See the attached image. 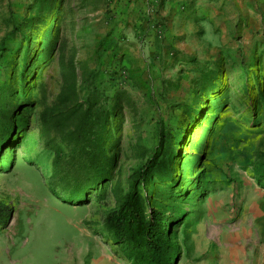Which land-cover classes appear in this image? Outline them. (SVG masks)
Returning <instances> with one entry per match:
<instances>
[{"label":"rangeland","instance_id":"1","mask_svg":"<svg viewBox=\"0 0 264 264\" xmlns=\"http://www.w3.org/2000/svg\"><path fill=\"white\" fill-rule=\"evenodd\" d=\"M183 1L166 18L159 0L161 22L150 26L151 15L133 26L115 23L112 0H0V94L11 87L19 131L0 153V204L10 210L0 264H130L100 230L103 217L115 189L126 194L160 146V130L177 125L173 181L144 175L136 184L154 206L179 213L174 264H207L222 230H246L257 245L251 202L264 188L251 164L264 154V0ZM46 3L52 11L40 14ZM70 64L121 96L106 136L114 181L85 203L50 190L54 155L41 136V105L55 102ZM210 71L217 79L203 92L198 81Z\"/></svg>","mask_w":264,"mask_h":264},{"label":"trees","instance_id":"2","mask_svg":"<svg viewBox=\"0 0 264 264\" xmlns=\"http://www.w3.org/2000/svg\"><path fill=\"white\" fill-rule=\"evenodd\" d=\"M49 5L39 4L40 14L47 9L50 13ZM63 69L64 84L55 102L41 105V136L45 149L54 155L49 188L54 193L65 188L72 200L85 203L91 192L114 181L115 160L106 151V136L110 120L120 108L121 96L106 94L93 72L80 77L72 64ZM216 79L215 72H205L198 85L204 92L205 88L213 87ZM8 91L11 87L0 94V153L12 143L11 136L19 134L11 123L14 105L8 100ZM190 108L191 105L186 106L187 113ZM175 128L160 130V146L138 170L126 194L115 189V206L103 217L100 230L117 248L116 254L130 264H174L177 259L179 251L174 240L181 222L179 213L168 214L166 209L154 206L136 187L144 175L146 179L154 175L161 182L173 181L174 143L184 130L179 125ZM251 167L258 184L264 188V154H256ZM9 213L0 204V226Z\"/></svg>","mask_w":264,"mask_h":264},{"label":"crops","instance_id":"3","mask_svg":"<svg viewBox=\"0 0 264 264\" xmlns=\"http://www.w3.org/2000/svg\"><path fill=\"white\" fill-rule=\"evenodd\" d=\"M113 3L110 10L115 16V23H128L133 26L139 21L144 22L145 18L149 20V16H153L154 9L158 6L159 0H112ZM183 0H162L160 14L168 17L172 13H178L182 8ZM197 4H203L199 1ZM99 13H106L103 8H97ZM190 14L186 13L184 17ZM160 23V17H154L150 21ZM257 198L251 202L255 207L257 214L255 218L259 221V231L257 232L259 239L256 246L250 248L249 236L246 230H222L218 233L212 249L207 248L205 258L207 264H264V193L257 192ZM257 223V224H258ZM252 232H250L251 235ZM262 242V243H261ZM201 254L196 253V257Z\"/></svg>","mask_w":264,"mask_h":264}]
</instances>
